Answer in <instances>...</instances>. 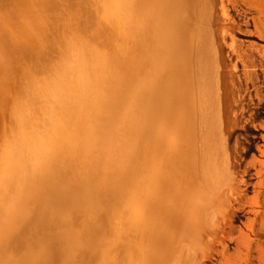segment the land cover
<instances>
[{
  "label": "rangeland",
  "instance_id": "rangeland-1",
  "mask_svg": "<svg viewBox=\"0 0 264 264\" xmlns=\"http://www.w3.org/2000/svg\"><path fill=\"white\" fill-rule=\"evenodd\" d=\"M0 21V264H96L105 231L129 264H264V0H0ZM72 68L108 122L85 175L42 108Z\"/></svg>",
  "mask_w": 264,
  "mask_h": 264
},
{
  "label": "bare ground",
  "instance_id": "bare-ground-1",
  "mask_svg": "<svg viewBox=\"0 0 264 264\" xmlns=\"http://www.w3.org/2000/svg\"><path fill=\"white\" fill-rule=\"evenodd\" d=\"M69 8H71V7H69ZM63 12L64 11H62V13ZM82 12H83V9H82ZM60 13H61V11H60ZM65 16H67V15H65ZM1 26H2V22L0 21V27ZM69 32H70V30H69ZM111 34H112V32H111ZM53 35H55V34H53ZM99 37H100V35H99ZM87 39H88V37H87ZM63 40H64V37H63ZM63 43H65V41ZM51 47H54V46H51ZM55 50H57V49H55ZM49 51L51 52V50H49ZM64 70L62 71V73H60L57 76V82L53 86V91H52L53 93H52L51 96H47V98L48 97L49 98L46 100V102H47L46 103V106L45 107H42V108H44L43 111H44L45 114L46 113L56 114V118H55V120L51 124L52 125V129L51 130H52V144H53V146L54 145L60 146V147H62L64 149L65 153L74 155L75 156L74 163H75V165L77 164L78 167H79V171L78 172L76 171V173L79 174L81 172V174H84L85 175V174H89V172L87 171L89 168L85 167L84 165H86V163H88L90 161L88 159L90 157L89 154H90L91 149L93 147H95L96 144H97V146L100 147V149H102L101 146L105 144V143H103V142H101L99 140V135L102 132V130H105L106 127H108V122H107V119L105 117L103 118V116L101 115V110L100 109L94 108V107L91 106L92 103H93V99L90 98L91 97V94L90 93H92L91 84H92V82L94 83V81L92 80V73L90 72V73L86 74L87 71L85 72L84 71L85 69L82 70V68H81V70H80V68L79 69L72 68L70 71L66 69L67 70L66 72ZM51 78H53V77H51ZM37 83H39V82H37ZM36 96H39V95H36ZM21 105H22V103H21ZM101 108H103V107L101 106ZM106 108H107V106H106ZM6 109H7V106H6ZM5 116H8V115H5ZM35 128H38V127L36 126ZM0 132H1V130H0ZM7 140H8V138H7ZM4 143H6V141ZM7 144H8V142L6 143L5 147H7ZM11 144L14 145V143H11ZM11 153H12V151H11ZM42 157H44V156H42ZM2 163H3V161H2ZM90 164H91V162H90ZM15 165H17V164H15ZM1 167H2V164H1ZM71 168H72V166H71ZM21 169H23V168H21ZM34 169H36V168H34ZM3 173H4V171H3ZM10 174H12V173H10ZM0 175H1V173H0ZM36 175H38V174H36ZM75 182L76 181H74V183ZM78 182H80V181H78ZM100 241L102 242L101 243L102 246L104 245V247L106 248L105 250H106L107 253H105V252L99 253V251H96V249L98 248L96 246H92L91 245L90 248L87 247V248H89V250H88L89 253H91V259H92V261L94 263H96V264H98L99 261H100V263L101 262H104L105 264H129L128 259H131V257L134 256L133 253L136 252V249H135L136 246L134 245L135 242L132 243V245H131V243H128L129 240H127L124 235L121 236L120 234H110L107 231H105V233L102 234ZM123 259H125V261H123ZM78 264H85V262L81 261Z\"/></svg>",
  "mask_w": 264,
  "mask_h": 264
},
{
  "label": "snow or ice",
  "instance_id": "snow-or-ice-1",
  "mask_svg": "<svg viewBox=\"0 0 264 264\" xmlns=\"http://www.w3.org/2000/svg\"><path fill=\"white\" fill-rule=\"evenodd\" d=\"M84 23H85V26H87V23H88V22H87V20H85V22H84Z\"/></svg>",
  "mask_w": 264,
  "mask_h": 264
}]
</instances>
